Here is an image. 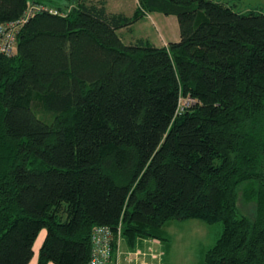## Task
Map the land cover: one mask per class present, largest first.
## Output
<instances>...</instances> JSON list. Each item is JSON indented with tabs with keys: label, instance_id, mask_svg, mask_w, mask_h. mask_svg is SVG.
Instances as JSON below:
<instances>
[{
	"label": "trees",
	"instance_id": "1",
	"mask_svg": "<svg viewBox=\"0 0 264 264\" xmlns=\"http://www.w3.org/2000/svg\"><path fill=\"white\" fill-rule=\"evenodd\" d=\"M84 1L0 0V25L43 7L0 54V264H28L41 230L37 264H88L94 226L120 225L133 250L171 220L222 225L203 264H264V13L137 0L127 18ZM154 13L179 40L124 44Z\"/></svg>",
	"mask_w": 264,
	"mask_h": 264
},
{
	"label": "rangeland",
	"instance_id": "2",
	"mask_svg": "<svg viewBox=\"0 0 264 264\" xmlns=\"http://www.w3.org/2000/svg\"><path fill=\"white\" fill-rule=\"evenodd\" d=\"M35 0H29L34 2ZM43 2L45 8H54L60 5L62 8L75 6L80 0H36ZM84 1V0H83ZM103 2L108 13L122 14L127 18L133 17L137 8V0H85ZM230 5L237 12L258 11L264 13V0H220ZM36 4H30L29 7ZM43 6V5H42ZM124 44L135 42L137 39L149 40L156 47H161L169 42L179 40V28L174 16L161 14H149L134 23L130 29L118 31ZM15 47H13L14 49ZM15 53V49H14ZM182 101L180 109L184 106ZM179 109V111H180ZM238 211L253 219L256 215V204L243 196L242 189L238 194ZM165 247L162 261L163 264H203L205 252L211 248L222 232L220 223L208 225L198 220H171L164 227ZM122 241V237H120ZM152 241L143 238L140 241ZM152 252V251H150Z\"/></svg>",
	"mask_w": 264,
	"mask_h": 264
},
{
	"label": "built area",
	"instance_id": "3",
	"mask_svg": "<svg viewBox=\"0 0 264 264\" xmlns=\"http://www.w3.org/2000/svg\"><path fill=\"white\" fill-rule=\"evenodd\" d=\"M43 7L35 5L28 7L23 16L7 24L0 25V54L12 56L16 49V33L18 29L31 17L34 13L42 10ZM13 47H15L13 49ZM182 110V108L180 109ZM121 237L120 225L116 231L108 226H94L91 230L90 242L91 253L88 264H112L113 246L116 243L117 256H120L118 244ZM145 254L142 252H129L125 254V261L129 264H145L143 261Z\"/></svg>",
	"mask_w": 264,
	"mask_h": 264
},
{
	"label": "crops",
	"instance_id": "4",
	"mask_svg": "<svg viewBox=\"0 0 264 264\" xmlns=\"http://www.w3.org/2000/svg\"><path fill=\"white\" fill-rule=\"evenodd\" d=\"M154 14H157V13H154ZM147 16H149V14H146V17ZM45 235H46L45 230H41L33 245V257L31 258L28 264H37L38 251L44 240ZM162 244H163L162 242H159L156 240H152V241H148V240L140 241L139 240L137 244L135 245V249L132 250L127 247V245L124 243L123 240L122 241L120 240L118 244V251L120 253V256H117L115 253V258L112 260V264H129L125 261V258H124L125 254L129 252H137V251L145 254L144 259L141 260L145 264H163L162 255H163L165 247ZM48 264H53V263H48Z\"/></svg>",
	"mask_w": 264,
	"mask_h": 264
}]
</instances>
